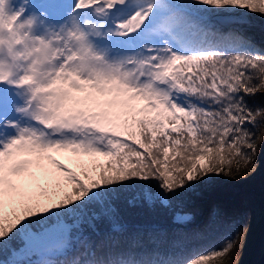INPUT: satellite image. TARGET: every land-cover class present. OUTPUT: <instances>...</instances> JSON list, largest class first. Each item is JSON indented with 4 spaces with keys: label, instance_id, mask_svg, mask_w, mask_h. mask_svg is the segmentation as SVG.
<instances>
[{
    "label": "snow or ice",
    "instance_id": "obj_1",
    "mask_svg": "<svg viewBox=\"0 0 264 264\" xmlns=\"http://www.w3.org/2000/svg\"><path fill=\"white\" fill-rule=\"evenodd\" d=\"M241 12L264 0H0V264H231L234 223L186 253L91 233L123 232L122 202L186 223L185 193L259 167L264 47Z\"/></svg>",
    "mask_w": 264,
    "mask_h": 264
},
{
    "label": "trees",
    "instance_id": "obj_2",
    "mask_svg": "<svg viewBox=\"0 0 264 264\" xmlns=\"http://www.w3.org/2000/svg\"><path fill=\"white\" fill-rule=\"evenodd\" d=\"M238 16L244 18L242 28L257 44L264 47V18L251 12H241ZM253 112L257 107L262 113L258 119H264V95L258 93L255 97H246ZM264 123L261 124L259 131ZM251 129V126H249ZM256 131V129H251ZM258 131V133H259ZM183 201L191 219L183 224H177L173 213L157 206L137 203H121L118 206V220L123 232H112L109 221L97 224V231L91 233L92 238L99 242L108 235L125 240L136 232L147 234L149 231H162L167 234L168 241H180L178 252H187L199 246L214 235L217 228L223 224L234 223L240 231L250 222L252 216L259 215L264 210V191L238 186L237 188H201L185 193ZM215 219L216 223L211 222ZM206 230V231H205ZM204 231V238L199 235ZM168 247V245H165Z\"/></svg>",
    "mask_w": 264,
    "mask_h": 264
},
{
    "label": "rangeland",
    "instance_id": "obj_3",
    "mask_svg": "<svg viewBox=\"0 0 264 264\" xmlns=\"http://www.w3.org/2000/svg\"><path fill=\"white\" fill-rule=\"evenodd\" d=\"M254 15L264 18V14L254 13ZM261 93L264 95V91ZM257 137L256 161L259 167L247 173H241L235 179L225 176L213 177L205 183L196 185L193 190L198 191L201 188L209 189L216 187L237 188L242 185L247 188L264 191V125L261 127L259 133H257ZM243 175H246L247 178L242 179L241 176ZM246 227L248 228L246 233L247 242L245 243L244 241L243 228L236 248L227 254L231 260V264H254L262 255L264 250V210L259 215L252 216Z\"/></svg>",
    "mask_w": 264,
    "mask_h": 264
},
{
    "label": "water",
    "instance_id": "obj_4",
    "mask_svg": "<svg viewBox=\"0 0 264 264\" xmlns=\"http://www.w3.org/2000/svg\"><path fill=\"white\" fill-rule=\"evenodd\" d=\"M254 264H264V250L260 258Z\"/></svg>",
    "mask_w": 264,
    "mask_h": 264
}]
</instances>
